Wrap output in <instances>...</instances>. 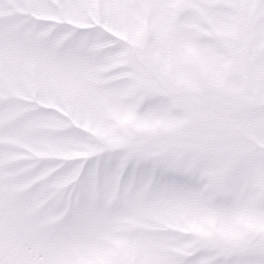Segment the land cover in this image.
<instances>
[{"label": "snow or ice", "instance_id": "1", "mask_svg": "<svg viewBox=\"0 0 264 264\" xmlns=\"http://www.w3.org/2000/svg\"><path fill=\"white\" fill-rule=\"evenodd\" d=\"M0 264H264V0H0Z\"/></svg>", "mask_w": 264, "mask_h": 264}]
</instances>
